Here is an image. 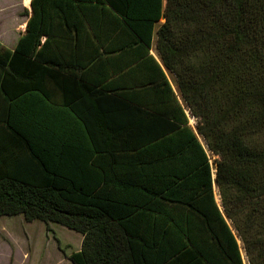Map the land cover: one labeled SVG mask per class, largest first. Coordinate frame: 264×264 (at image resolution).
Instances as JSON below:
<instances>
[{
    "label": "trees",
    "instance_id": "obj_1",
    "mask_svg": "<svg viewBox=\"0 0 264 264\" xmlns=\"http://www.w3.org/2000/svg\"><path fill=\"white\" fill-rule=\"evenodd\" d=\"M71 1L33 0L16 49L0 42V123L19 136L0 131V217L81 233L72 264H245L239 239L264 264V0H86L131 32L129 93L49 49Z\"/></svg>",
    "mask_w": 264,
    "mask_h": 264
},
{
    "label": "crops",
    "instance_id": "obj_2",
    "mask_svg": "<svg viewBox=\"0 0 264 264\" xmlns=\"http://www.w3.org/2000/svg\"><path fill=\"white\" fill-rule=\"evenodd\" d=\"M32 2L33 0H0V42L7 49H16L20 39L26 34L28 22L33 14ZM65 16L67 21L53 29V32L63 34L62 37H58L60 44L58 46L52 44L49 49L52 51L62 49L67 52V60H71L68 62L73 66L78 62L75 67L65 64L68 69L66 72H75L80 76L85 75L88 80L96 82L94 85L101 82L97 88L102 85H111L109 86L111 89L118 90L119 88L121 91H128V93L131 88L139 90L138 86L141 84L143 72L140 73L135 67L137 64L135 62L136 46L127 42L130 40L131 32L123 26L115 12L108 5H98L86 0H72L69 12L68 8L65 10ZM47 38V35H43L42 44ZM150 54L161 63L155 43ZM79 64L83 65L84 69H78ZM34 72L35 76H38L41 69L35 68ZM51 75L48 72L46 85L52 94L51 97L56 98V93L50 91L51 87H55V80ZM167 76L172 85L168 73ZM172 88L178 95V88L175 89L173 85ZM34 97L38 101L36 108H42L48 116L51 111L55 113L57 107L51 101H46L40 93H35ZM178 99L182 103L179 95ZM187 115L189 120L193 118L188 111ZM0 131L19 137L6 123H0ZM210 161L214 166V158H211ZM213 173L215 177V171ZM80 238L81 245L77 251L81 250L84 236L81 234ZM73 252L76 250L70 254Z\"/></svg>",
    "mask_w": 264,
    "mask_h": 264
},
{
    "label": "rangeland",
    "instance_id": "obj_3",
    "mask_svg": "<svg viewBox=\"0 0 264 264\" xmlns=\"http://www.w3.org/2000/svg\"><path fill=\"white\" fill-rule=\"evenodd\" d=\"M172 85L177 89L174 76ZM197 120L190 118L195 127ZM202 143L205 142L201 139ZM218 203L221 194L215 186ZM222 208V206H221ZM231 224V221L229 220ZM81 234L57 223L28 222L23 215L0 217V264H71L69 254L80 247ZM245 264H249L243 243L239 239ZM73 247V249H72ZM81 249V248H80ZM71 255V254H70Z\"/></svg>",
    "mask_w": 264,
    "mask_h": 264
}]
</instances>
